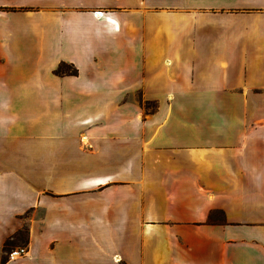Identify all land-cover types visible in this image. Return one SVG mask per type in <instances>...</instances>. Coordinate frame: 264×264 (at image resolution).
I'll return each mask as SVG.
<instances>
[{"label":"crops","instance_id":"crops-1","mask_svg":"<svg viewBox=\"0 0 264 264\" xmlns=\"http://www.w3.org/2000/svg\"><path fill=\"white\" fill-rule=\"evenodd\" d=\"M0 264H264V0H0Z\"/></svg>","mask_w":264,"mask_h":264},{"label":"rangeland","instance_id":"rangeland-1","mask_svg":"<svg viewBox=\"0 0 264 264\" xmlns=\"http://www.w3.org/2000/svg\"><path fill=\"white\" fill-rule=\"evenodd\" d=\"M70 67H67V66H64L62 65L61 68H59V73L62 74H65V75H73L72 72H70ZM57 73V71H56ZM129 99L130 101H138L140 107L142 108L141 110H143V112L145 114H150L152 112H155L158 108V105L155 103V102H152V101H144L142 100L141 98V94L140 93H134L132 95L129 96ZM23 234L19 235L17 237V241L14 242L15 244H18L19 246H23L22 244H24V241H23ZM14 249H8V251H3V257L6 259V260H9L8 259V254Z\"/></svg>","mask_w":264,"mask_h":264},{"label":"trees","instance_id":"trees-1","mask_svg":"<svg viewBox=\"0 0 264 264\" xmlns=\"http://www.w3.org/2000/svg\"><path fill=\"white\" fill-rule=\"evenodd\" d=\"M21 234H23L24 236H23V241H24V243H26V231L24 230V231H20L16 236H14V237H12V238H10L9 240H7L6 242H4V245H3V251H8V249L10 248V245H12L14 242H16L17 241V237L19 236V235H21ZM6 259L5 258H3L2 259V263L5 261Z\"/></svg>","mask_w":264,"mask_h":264},{"label":"built area","instance_id":"built-area-1","mask_svg":"<svg viewBox=\"0 0 264 264\" xmlns=\"http://www.w3.org/2000/svg\"><path fill=\"white\" fill-rule=\"evenodd\" d=\"M26 253H27V249L25 247L16 248L8 254V259L13 260L19 258L26 255Z\"/></svg>","mask_w":264,"mask_h":264}]
</instances>
